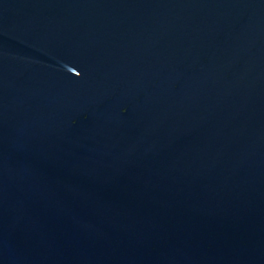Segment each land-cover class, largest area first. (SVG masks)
I'll use <instances>...</instances> for the list:
<instances>
[{
  "label": "water",
  "instance_id": "95a60500",
  "mask_svg": "<svg viewBox=\"0 0 264 264\" xmlns=\"http://www.w3.org/2000/svg\"><path fill=\"white\" fill-rule=\"evenodd\" d=\"M0 264H264V0H0Z\"/></svg>",
  "mask_w": 264,
  "mask_h": 264
}]
</instances>
